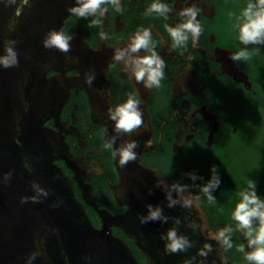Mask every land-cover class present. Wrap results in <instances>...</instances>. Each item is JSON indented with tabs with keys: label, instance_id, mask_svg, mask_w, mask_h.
Masks as SVG:
<instances>
[{
	"label": "flooded vegetation",
	"instance_id": "1",
	"mask_svg": "<svg viewBox=\"0 0 264 264\" xmlns=\"http://www.w3.org/2000/svg\"><path fill=\"white\" fill-rule=\"evenodd\" d=\"M154 2L120 0L122 12L107 4L102 6L107 8L103 16L81 18L67 11L75 0H61L65 13L58 30L73 37L69 52L77 54L79 61L69 62L75 67L63 72L68 93L59 117L45 120L62 136L72 157L71 165L63 157L55 161L71 179L74 194L95 227H102L104 215L123 213L127 204L115 194L119 181L115 144L112 149L104 147L116 133L113 125L101 122V115H108L109 108L126 102L129 95L138 100L143 87V93H148L139 161L172 183L186 185L199 198L213 233L232 228L233 247L224 248L228 263L250 264L245 259L250 251L247 239L232 213L250 180L264 200V45L245 46L237 27L243 9L255 0H158L171 9L167 18L147 12ZM192 4L199 9L201 35L196 44L189 36L185 46L174 47L165 25L182 23L179 12ZM93 20L100 23L89 27ZM142 29L151 31L154 50L164 61L159 88H145L123 63L112 59L114 50L126 47ZM102 34L107 38L102 39ZM242 49L249 52V59H230ZM138 54L150 55L143 50ZM60 73L51 68L46 75ZM91 73L95 79L89 86L85 77ZM212 165L221 180L212 193L214 203L200 190L212 178ZM187 173L202 179L193 182ZM111 231L139 254L141 264H149L144 251L121 227L112 224ZM240 245L244 252L238 251Z\"/></svg>",
	"mask_w": 264,
	"mask_h": 264
},
{
	"label": "water",
	"instance_id": "2",
	"mask_svg": "<svg viewBox=\"0 0 264 264\" xmlns=\"http://www.w3.org/2000/svg\"><path fill=\"white\" fill-rule=\"evenodd\" d=\"M19 3L17 0V4L7 6L0 0V55L10 39L17 42L14 48L18 55V66L0 67V264H28L33 252L39 255L31 264H141L125 240L112 233V224L134 239L149 264H184L193 257L192 264H229L224 247L209 239L213 231L198 200L192 208L166 206L165 191L156 187V182L162 180L165 186L175 183L139 161L143 127L131 135H121L115 142V152L125 142L138 144L134 150L137 159L126 167H120L116 155L119 181L115 194L127 204L126 210L104 215L101 228L93 225L74 194L71 179L55 161L63 157L71 165V154L62 136L45 124L48 117H59L68 93L61 78L66 68L75 67L69 62L79 61L77 54L46 49L42 44L50 30H58L65 8L63 11L61 0H29L16 17ZM13 19L16 25L10 32ZM51 68L62 73L49 77L46 72ZM138 92L143 113L148 90L143 93L141 87ZM101 116L102 123L114 126L107 114ZM9 172L11 178L5 182L3 174ZM32 182L50 194L41 197L39 203H21V197L35 194ZM185 195L197 197L188 190ZM57 201L62 202L54 207ZM148 204L161 207L168 221L141 224L138 217L147 214ZM177 218L179 225L175 223ZM193 223L199 226L195 230L190 227ZM170 228L186 236L193 246L186 252H167L161 237ZM205 243L213 249L206 258L198 255Z\"/></svg>",
	"mask_w": 264,
	"mask_h": 264
},
{
	"label": "clouds",
	"instance_id": "3",
	"mask_svg": "<svg viewBox=\"0 0 264 264\" xmlns=\"http://www.w3.org/2000/svg\"><path fill=\"white\" fill-rule=\"evenodd\" d=\"M5 5L11 6L17 4V0H3ZM29 4V0H20L19 5L15 9V16L19 17L22 14V10ZM111 4L115 7L117 12H122L123 8L120 5V0H75V6L69 7L67 11L72 15L87 18L89 16H95L97 13L103 16L107 12V8L103 5ZM171 9L163 3H152L147 12L157 13L160 16L167 18V14ZM199 9L195 4L189 7L182 8L179 12L181 17H184L182 23L177 24L175 27L165 25V28L171 37L174 47H183L186 45L191 36L193 44L198 42L201 35V25L197 20ZM242 22L238 23L239 40L245 46L249 44L264 45V0H255V3L249 2L243 9L241 14ZM99 20H93L89 27L98 25ZM16 20L13 19L9 22V31L15 29ZM102 39L107 38L102 34ZM73 37L65 34L63 30H50L45 38L42 40L43 47L46 49H56L62 53H68L71 51L70 41ZM15 40H7L4 44V54L0 55V67L11 68L18 66V55L15 51ZM155 46L152 43V34L148 29H142L137 31L136 34L131 37L129 43L124 48H117L114 50L112 56L113 61L123 63L125 68L131 71L137 83H142L145 88L161 87V81L164 78V61L154 50ZM141 50L150 53V55L140 56L138 53ZM250 58V54L246 49H242L239 52L233 54L230 59L233 61L247 60ZM95 79L94 73L87 74L85 77V83L89 86L92 85ZM108 118L114 121L115 136L105 143L106 149H112L116 140L121 135H131L144 125L143 113L139 107V101L132 95H129L126 102L119 104L114 109L109 108ZM147 143V142H146ZM138 147L136 141H128L122 144L117 150L116 155L119 156V165L121 168L126 167L127 164L137 159V153L134 151ZM25 167H29L26 163ZM212 178L207 184L203 185L200 190L207 196L210 203L215 202V197L212 195L213 191L219 188L221 180L218 175L216 165L211 166ZM189 179L195 182L202 177H198L195 173H187ZM11 178V172L3 174V180L6 182ZM156 187H161L165 191V198L167 201V207L173 208L180 205L183 208H192L198 197L191 195H185L187 192L186 185L172 184L170 186L163 185L162 180L156 182ZM31 188L34 191V195L31 197H21V203H25L31 200L34 203L41 202V197H47L50 193L46 189L40 187L36 182H32ZM255 181L250 180L248 187L240 193V202L236 205L232 217L238 224L239 230L244 234L247 239V246L250 249L245 255V259L250 264H264V200H261L256 192ZM173 192L176 193L174 198ZM62 201H57L55 206H58ZM147 214L139 216V222L146 224L149 222L159 221L166 223L168 217L163 214V209L159 206H153L151 204L146 205ZM177 225L180 224V220H175ZM190 227L195 230L198 225L191 224ZM231 227H225L218 232L209 233V239L217 241L225 249L233 247L231 241ZM166 241L165 250L169 253L186 252L193 246L192 242L183 235H178L175 228H170L162 237ZM212 245L205 243L201 249L198 250L200 257H207L212 252ZM238 251L244 252V245H240ZM39 255L38 252H33L28 257V264H31L32 260ZM195 260L193 257L191 260H186L184 264H192Z\"/></svg>",
	"mask_w": 264,
	"mask_h": 264
},
{
	"label": "trees",
	"instance_id": "4",
	"mask_svg": "<svg viewBox=\"0 0 264 264\" xmlns=\"http://www.w3.org/2000/svg\"><path fill=\"white\" fill-rule=\"evenodd\" d=\"M135 255H136L137 259H138V255H139V254H135ZM138 261H139V259H138ZM139 262H140V261H139Z\"/></svg>",
	"mask_w": 264,
	"mask_h": 264
}]
</instances>
